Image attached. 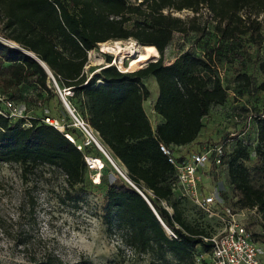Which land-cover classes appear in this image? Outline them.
Segmentation results:
<instances>
[{
    "label": "trees",
    "instance_id": "obj_1",
    "mask_svg": "<svg viewBox=\"0 0 264 264\" xmlns=\"http://www.w3.org/2000/svg\"><path fill=\"white\" fill-rule=\"evenodd\" d=\"M202 9L211 15L215 49L241 58L236 49L242 39L260 44L264 0H0V31L4 39L20 47L17 50L0 41V94H8L7 100L16 105L15 101L28 98L22 90L32 86L33 99H42L44 104L54 100L63 114L57 118L30 117L27 126L25 120L12 123L0 115V163L20 165L24 175L39 167H56L73 188L83 183L88 172L85 159L101 160L100 182L95 185L104 187V222L108 230L122 231L123 243L135 253L149 255L152 264H194L196 255L211 249L208 239L213 235L185 221L179 205L180 201H190L177 192L176 169L159 150L164 144L177 153L196 142L212 107L227 100V88L217 75L213 57L204 59L185 51L172 63L164 64L165 50L175 33H210L206 22H200ZM182 11L194 15L185 20L172 15ZM128 39L142 47H154L158 59L141 69L122 72L109 65L111 58L105 55L106 66L90 77L85 74L90 51L109 41ZM24 51L45 64L61 93L69 92L64 98L73 114L124 177L144 194L176 238L169 237L144 198L74 125L51 77ZM259 69L264 75L263 64ZM237 77L249 86L245 76ZM150 78L158 89L152 110L161 120L154 130L143 107L150 96L144 80ZM45 119L62 122L64 129ZM254 119L260 147L264 145V113ZM82 136L89 140L87 145L84 140L79 143ZM221 144L223 158L219 165L211 162L215 167L223 165L226 157V142ZM257 153L260 163L254 174L259 176L264 174V152L258 148ZM247 157L242 149L234 152L228 163L229 184L235 206L256 210L264 231V188L251 183V172L240 162ZM110 174L115 176L112 182ZM161 202L172 209V214ZM220 208L218 205L214 211L219 213ZM254 237L258 236H251L253 241ZM18 245H25V241L19 240ZM35 264L63 262L49 255Z\"/></svg>",
    "mask_w": 264,
    "mask_h": 264
},
{
    "label": "rangeland",
    "instance_id": "obj_2",
    "mask_svg": "<svg viewBox=\"0 0 264 264\" xmlns=\"http://www.w3.org/2000/svg\"><path fill=\"white\" fill-rule=\"evenodd\" d=\"M172 15L185 20L191 19L194 14L182 11L172 12ZM199 15L201 24L206 22L210 33L205 36L175 33L165 50L164 64L172 63L185 51H191L204 59L211 56L216 62L217 75L227 88L226 103L212 107L203 120L200 136L190 145L203 148L208 144L220 145L226 142L223 165L215 167L210 162L199 171L203 189L217 194L221 208L219 217H211L200 214L190 202L180 201L179 206L188 224L198 226L213 236L223 230L221 217L224 209L229 208L237 223L246 228L251 236H258L254 237V241L264 253V231L260 215L254 209L240 210L235 206L236 198L228 178L229 160L236 150L242 149L248 157L240 162L251 172V183L255 187L264 188V174H254V168L260 163L257 149L264 152V145L258 147L254 119L255 115L264 113V75L259 69L260 64L264 65V23L260 44L255 45L242 39L241 47L236 49L241 58H233L234 54L228 50L224 52L215 49L217 41L213 37L211 15L205 9ZM0 41L10 46L1 31ZM118 42L138 52L142 48L133 39ZM105 55L111 58L109 65L127 72L124 69L130 59L126 57L128 55L125 54L123 58L122 54L103 53L101 45H98L88 53L84 68L87 76H92L100 67L108 64ZM238 75L245 76L249 86H245L244 79H239ZM144 84L150 92L149 98L144 101V109L154 122L149 112L158 96L157 85L153 78L145 79ZM22 94L28 98L21 102L15 101L13 113L16 116L10 119L12 123L22 119L27 126L30 117H63L56 101L44 104L42 99H33L35 91L32 86L24 88ZM62 94L69 92L62 90ZM0 97L5 100L9 95L0 94ZM5 106L0 101L2 113L7 111ZM45 122H52L60 130L64 129L62 122L57 123L53 119H45ZM83 140L86 143L83 136L79 143ZM93 172L88 169L83 183L70 188L65 175L56 167H39L24 175L18 164L0 163V264H35L49 255L57 257L63 264H152L149 255L135 253L123 243L122 231L117 228L108 230L104 222V187L95 185L98 184L99 173ZM108 178L112 182L115 176L110 174ZM161 205L172 214V209L165 202H161ZM19 240H24L25 245H18Z\"/></svg>",
    "mask_w": 264,
    "mask_h": 264
},
{
    "label": "built area",
    "instance_id": "obj_3",
    "mask_svg": "<svg viewBox=\"0 0 264 264\" xmlns=\"http://www.w3.org/2000/svg\"><path fill=\"white\" fill-rule=\"evenodd\" d=\"M0 101L6 104L5 108L7 110L3 113L0 111V115L13 119L16 116L13 113L15 112L14 104L7 99L2 100L1 97ZM49 123L52 124V122ZM74 125L81 128L89 140L92 142L96 141L82 122L77 120ZM89 140L86 141L85 145L89 143ZM159 150L166 156L168 163L176 169L175 188L177 192L208 216L219 217V213L215 212L214 208L218 205L220 206L221 202L214 193L206 195L202 192L199 171L210 162L215 165L221 163L224 154L223 145H215L212 148L204 147L199 152L189 151L182 153L180 157H177L175 151L164 144L159 145ZM85 162L90 171L98 172L101 170L97 159L86 158ZM130 185L146 199L140 190L131 183ZM221 221L223 230L217 236H212L208 239L211 243L210 251L196 255L194 264H264V253L260 246L252 240L251 234L246 228L236 222L235 215L230 209H224ZM167 232L170 238H176L168 229Z\"/></svg>",
    "mask_w": 264,
    "mask_h": 264
},
{
    "label": "bare ground",
    "instance_id": "obj_4",
    "mask_svg": "<svg viewBox=\"0 0 264 264\" xmlns=\"http://www.w3.org/2000/svg\"><path fill=\"white\" fill-rule=\"evenodd\" d=\"M8 43L12 46L18 47L16 44H14L12 42H8ZM100 45H101V51L103 53L122 54L123 58L126 55H128V56H126L128 58L130 57L129 61L127 62V65L125 66L124 71H131L132 72L133 70L140 68L144 63L149 62V61H153L159 57L158 52L154 47H142L140 49V51L138 52V50H135L133 47H130V46L127 48L123 47L118 41H115L113 43H103ZM136 48H137V46H136ZM142 57H144V58L142 59ZM97 160H98V165L102 169V167H103L102 161L99 159H97ZM95 173H97V172H95ZM98 173H99V176H98L97 180L99 183V178H100L101 174H100V171H98Z\"/></svg>",
    "mask_w": 264,
    "mask_h": 264
},
{
    "label": "water",
    "instance_id": "obj_5",
    "mask_svg": "<svg viewBox=\"0 0 264 264\" xmlns=\"http://www.w3.org/2000/svg\"><path fill=\"white\" fill-rule=\"evenodd\" d=\"M6 42H10V41H6ZM15 44V43H14ZM10 47H12L10 45ZM12 48H16V47H12ZM18 48V47H17ZM17 50H20L19 48ZM25 52V51H24ZM27 55H29L30 57H32L34 60H36L42 67L43 69L46 71V73L51 77L56 89H57V92L59 93V96H60V99L63 103V106L65 108V110L68 112V114L71 116V118L75 121V123H77V118L76 116L73 114L72 110L70 109L68 103L66 102L65 98H64V95L60 92L56 82L54 81L50 71L48 70V68L45 66L44 63H42L40 60H38L35 55H33L32 53H29V52H25ZM158 59V58H157ZM157 59L153 60V61H149V62H154L156 61ZM149 62H146L144 63L139 69L143 68L145 65H147V63ZM94 144L97 146V148L99 149V151L104 155V157L108 160V162L111 164V166L114 168V170L125 180L129 183V181L123 177L122 173L120 172V170L116 167V165L113 163V161L110 159V157L105 153V151L100 147V145L98 144L97 141L94 142ZM148 206L150 207V209L152 210L153 214L155 215V217L157 218L158 222L160 223V225L165 229L167 230V228L165 227V225L163 224V222L161 221V219L159 218L158 214L155 212V210L153 209V207L150 205V203H148V201L146 199H144Z\"/></svg>",
    "mask_w": 264,
    "mask_h": 264
},
{
    "label": "crops",
    "instance_id": "obj_6",
    "mask_svg": "<svg viewBox=\"0 0 264 264\" xmlns=\"http://www.w3.org/2000/svg\"><path fill=\"white\" fill-rule=\"evenodd\" d=\"M143 107H144V103H143ZM144 110H145V109H144ZM149 114H150V116L153 118L154 122H152V121L150 120L149 116H148L147 113H146V115L148 116V118H149V120H150V123H151L152 129L154 130L156 124H158L161 120H160V118H159V117L153 112L152 108H151V111L149 112ZM190 147H191V146H186L185 148H181V152H177V153H176V156H177V157H180V156H182V155H181L182 153H186V152H189V151H194V149H196V147H191V148H190ZM203 148H204V147H203ZM200 185H201V187H202V192H203L204 194H206V195H207V194H210V193L206 192V190L203 189L202 181H201ZM214 194L217 196L216 193H214Z\"/></svg>",
    "mask_w": 264,
    "mask_h": 264
},
{
    "label": "snow or ice",
    "instance_id": "obj_7",
    "mask_svg": "<svg viewBox=\"0 0 264 264\" xmlns=\"http://www.w3.org/2000/svg\"><path fill=\"white\" fill-rule=\"evenodd\" d=\"M144 57H142V59H143Z\"/></svg>",
    "mask_w": 264,
    "mask_h": 264
}]
</instances>
